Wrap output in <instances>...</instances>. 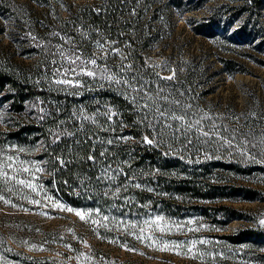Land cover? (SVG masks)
Returning <instances> with one entry per match:
<instances>
[{
	"label": "trees",
	"instance_id": "obj_1",
	"mask_svg": "<svg viewBox=\"0 0 264 264\" xmlns=\"http://www.w3.org/2000/svg\"><path fill=\"white\" fill-rule=\"evenodd\" d=\"M183 1L169 0L180 9ZM153 2L0 0V166L9 157L35 159L42 167L36 191L43 201L52 192L71 207L111 209L130 218L146 208L180 218L192 205L188 208L214 225L226 226L235 210L218 200H234L241 190L207 181L220 171L251 172L253 164L264 161V147L245 150L254 157L245 162L246 155L220 151L216 136L178 130L181 121L171 117L191 121L189 113L156 105L164 97L186 103L177 98H190V91L177 94L176 89L197 78L192 66L166 79L149 64L158 29L149 16ZM61 3L68 6L66 18L50 19L49 10ZM35 6L48 13L39 15ZM262 6L263 0H224L221 8L238 12L241 37L249 41L256 37L249 30H255L254 12ZM218 27L211 15L193 30L212 38ZM85 59L99 63L95 83L88 70L71 68L80 89L59 93V64ZM244 126L264 132V120L247 119ZM7 184L13 185L0 176L2 191ZM255 233L238 230L226 238L249 243Z\"/></svg>",
	"mask_w": 264,
	"mask_h": 264
},
{
	"label": "rangeland",
	"instance_id": "obj_2",
	"mask_svg": "<svg viewBox=\"0 0 264 264\" xmlns=\"http://www.w3.org/2000/svg\"><path fill=\"white\" fill-rule=\"evenodd\" d=\"M87 1L65 3L78 5ZM223 3L224 0H184L180 9L169 0H154L149 16L158 23L157 39L147 58L165 78L183 74L192 66L196 82L176 89L177 94L190 91V98H177L178 102H187L164 97L155 100L156 105L190 114L191 121L179 123L178 130L197 129L203 133L206 131L200 129L209 130L214 124L221 136L232 140V146L218 137L214 144L220 151L229 149L237 156L259 147L256 140L244 135L252 132L259 137L255 127L244 126L247 119L264 120V0L262 9L254 12L255 30H249L256 37L249 41L241 37L238 12L224 11ZM35 10L39 15L48 13L38 6ZM67 10L68 6L61 3L48 14L50 19L59 20L66 18ZM211 15L219 23L215 35L211 38L196 34L194 26ZM252 32L248 33L251 38ZM92 60L60 63L61 80L72 84L59 83L58 92L80 89L74 75L68 73L75 67L94 72L91 78L95 83L99 63L92 64ZM196 120H201L200 125L195 124ZM228 120L236 123L231 125ZM246 156L245 162L254 159L251 153ZM7 162L0 171L7 172V177H2L13 185H5L3 191L0 188V264H264V224L260 223L264 220V161L253 164L249 173L220 171L207 181L213 185L224 182L241 190L234 200H218L235 210L234 219L226 226L214 225L197 210L188 208L192 205H185L180 218L165 217L153 208L130 218L111 209L104 212L71 207L50 191L49 198L43 201L36 191L42 179L41 165L31 158ZM19 180L35 185V190L19 184ZM248 192L251 195H245ZM77 212L83 213L84 219ZM156 220L159 224L153 223ZM248 229L256 230V237L249 243L234 244L226 238Z\"/></svg>",
	"mask_w": 264,
	"mask_h": 264
},
{
	"label": "snow or ice",
	"instance_id": "obj_3",
	"mask_svg": "<svg viewBox=\"0 0 264 264\" xmlns=\"http://www.w3.org/2000/svg\"><path fill=\"white\" fill-rule=\"evenodd\" d=\"M71 63L72 64H75L76 61L73 60V61H71ZM84 63L86 64L87 62H84ZM91 63L92 64H95V60H92ZM73 71H74V69H73ZM87 75H89V76H95V73L94 72H91V71H88L87 72ZM166 79H172V77H167ZM57 83L72 84V81H70V80H60V81H57ZM160 115H161V117H163L164 116V113L161 112ZM171 118L173 120H177V121H181V122H183V119H184L182 116H175V115H173ZM201 119H203V117H201ZM200 123H201V120H196L195 121V124L196 125H200ZM202 135L205 136V137L216 136L220 140L224 141V143H226L229 147L232 146V140L231 139H227L224 136H221L219 130L216 128V126L214 124L210 126L209 131L203 132ZM244 135L245 136L252 137L253 140H256L257 141V143H258L259 146L264 147V132H261L260 135H259V137H257L256 134L255 133H252V132L245 133ZM233 139H234V137H233ZM248 142L249 141H246L245 143H248ZM147 143H152V141L151 140H148ZM241 155H247V153L244 152V151H242L241 152ZM89 158L91 159V157H89ZM9 160H11V157H9ZM8 166L10 167L11 165H8ZM24 171H28V169H24ZM7 175H8L7 172L0 171V176L7 177ZM17 182L19 184H21V185H24L26 187H29V188H32L33 190H35V185L31 184L30 182H26L25 180H19ZM34 203H39V202L38 201H34ZM56 207H63V206L62 205H56ZM67 210L68 211H72V209H70V208L67 209ZM76 214L78 216H80L81 219H84V214L83 213L77 212ZM105 219H107V217H105ZM153 223L159 224V220H156ZM260 223L261 224H264V220H261ZM189 251H190V249H189Z\"/></svg>",
	"mask_w": 264,
	"mask_h": 264
}]
</instances>
